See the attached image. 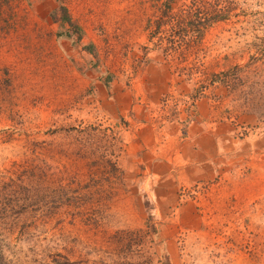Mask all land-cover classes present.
<instances>
[{
  "label": "rangeland",
  "instance_id": "1",
  "mask_svg": "<svg viewBox=\"0 0 264 264\" xmlns=\"http://www.w3.org/2000/svg\"><path fill=\"white\" fill-rule=\"evenodd\" d=\"M189 1L0 0V264H264V0Z\"/></svg>",
  "mask_w": 264,
  "mask_h": 264
},
{
  "label": "trees",
  "instance_id": "2",
  "mask_svg": "<svg viewBox=\"0 0 264 264\" xmlns=\"http://www.w3.org/2000/svg\"><path fill=\"white\" fill-rule=\"evenodd\" d=\"M189 2L188 5L185 4L180 10L174 12H171V4L165 2L159 17L149 20V23L152 22L156 28L149 34V41L154 35L160 33L156 36L157 41L153 43L161 46L166 53H169L168 50L179 48L180 54L183 55V50L188 47L196 52L197 42L207 22H213L221 17L218 0H190ZM167 264H169L168 261Z\"/></svg>",
  "mask_w": 264,
  "mask_h": 264
}]
</instances>
